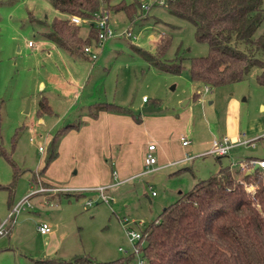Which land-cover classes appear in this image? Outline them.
I'll return each mask as SVG.
<instances>
[{"label":"rangeland","instance_id":"374dc122","mask_svg":"<svg viewBox=\"0 0 264 264\" xmlns=\"http://www.w3.org/2000/svg\"><path fill=\"white\" fill-rule=\"evenodd\" d=\"M163 1L109 0L111 6L132 5L137 20L132 21L124 10L105 9L117 35L102 44H85L98 51L93 59L91 53L71 57L41 42V26L36 20L49 22L58 15L51 0H0V141L15 163L0 154V220L12 205L28 196L16 212L9 234H0V264H70L78 255L89 256L90 264H98L134 252L125 218L141 230L197 179L226 164L240 168L237 175L243 178L252 169L251 158L264 157V82L257 79L261 68L254 65L243 79L217 86L207 87L193 79L191 57L205 55L208 45L196 39L191 22L169 13ZM140 3L148 8L141 12ZM127 29L131 36L125 35ZM263 29L264 20L257 34ZM80 33L90 36L89 21H82ZM163 34L169 36L170 45L162 59L181 57L180 71L152 64L138 51L142 48L156 54ZM194 90H199L198 96L193 95ZM143 96H147L146 102ZM43 97L49 110L40 108ZM99 101L140 114L141 126L134 133L144 138L146 146L149 140L155 143L156 168L140 173L146 167L137 139H132L131 160L142 161L135 173L140 174L119 183L123 179L114 176L119 145L115 142L106 162L114 179L99 183L113 182L110 199L87 205L86 199L95 192L53 187L76 183L73 170L85 160L78 148L87 151L85 147L96 143L93 135L79 134L72 148L61 152L44 172L39 170L56 129L76 119L81 111H95ZM144 105L154 109L142 110ZM233 132L236 138L251 141L233 146L228 154L207 152L214 137ZM182 137L189 139L187 145ZM187 154L194 158L185 159ZM253 186L251 182L248 187ZM40 187L43 190L37 189ZM41 221L49 224L48 233L40 232ZM11 242L13 248L6 249ZM136 258L134 252L133 262Z\"/></svg>","mask_w":264,"mask_h":264},{"label":"trees","instance_id":"16d2710c","mask_svg":"<svg viewBox=\"0 0 264 264\" xmlns=\"http://www.w3.org/2000/svg\"><path fill=\"white\" fill-rule=\"evenodd\" d=\"M51 4L66 17L54 16L49 22L37 19L40 34L74 57L84 55L85 44L98 41L97 29L91 25L95 12L114 8L124 10L132 21L137 20L136 9L126 3L111 6L109 0H51ZM162 5L169 13L191 22L196 39L208 45L205 55L191 57L189 71L193 79L207 87L217 86L243 79L256 65L261 68L257 79L264 82V29L257 34L264 20L262 0H164ZM72 16L90 22V36L81 35L80 24L73 23ZM169 45V36L163 34L156 54L142 48L138 51L152 64L180 71L181 57L174 61L162 59ZM198 94L199 90H194L193 95ZM96 105L93 116L98 109L105 108L130 113L137 121L141 120L139 113L117 103L99 101ZM40 108L50 109L44 97ZM81 122L79 118L56 129L48 142L40 172L57 156L61 136ZM0 154L8 156L15 166L1 141ZM263 168L245 171L240 178L237 175L240 168L221 165L181 192L142 228L137 244L146 264H264ZM251 182L254 186L249 188ZM133 258L134 252H130L98 264H132ZM90 261L89 256L78 255L69 263L90 264Z\"/></svg>","mask_w":264,"mask_h":264},{"label":"crops","instance_id":"0c3cea01","mask_svg":"<svg viewBox=\"0 0 264 264\" xmlns=\"http://www.w3.org/2000/svg\"><path fill=\"white\" fill-rule=\"evenodd\" d=\"M56 16L60 18L66 17L65 14L60 12H58V15ZM41 42L48 43L53 48L55 47L56 49H61L54 42L50 40L42 39ZM96 52L98 53V51ZM66 53L69 56L74 57L70 55L68 52ZM82 57H88L87 53L85 52ZM147 100H143V101L146 102ZM86 108L89 109V107ZM93 112L92 111L79 112L77 118L74 120H77L79 118L82 119L81 124L78 127L69 128L60 138L58 144V154L54 159H58L60 157L61 152H63L64 150L72 148L71 144L72 142L77 141V137L79 134L89 133V136L90 135L94 136V138L93 137L91 138L96 142L95 144H92V142L90 141L91 144L89 145V147H85L87 151L78 148L79 149L78 152L81 155L84 154L85 160L80 164H76L77 168L76 170H73V172L76 173L77 175L72 177L76 181V183H74V185L72 186H67V187H84V186L98 185L99 183L112 181L111 177L114 179V176H118L120 177V179H123V180L118 179L120 180L119 181L120 183L131 179V177H134V175L136 176L140 173H144V172H140L135 174L137 172L136 169L138 165L141 166L142 161H144V153L147 148L144 138L134 133V130L138 129L141 126L140 122L137 121L132 115L124 112H116L105 108L98 109L97 114L94 116L91 114ZM164 118H166L167 120L170 119L171 117H164ZM235 129L236 128H233V130ZM229 135L232 137L237 136L236 132L235 133L233 132ZM98 137L100 138V141L98 140L97 142L96 138ZM132 139H137V143L139 144V147L143 155L142 161L131 160L130 149H131ZM151 141L152 140H149L148 143ZM115 142L119 143L118 149L115 153L117 174L115 173L116 175L112 176L111 169L109 170V166L107 165L106 162L108 161L109 158L112 157L113 152L111 151L114 150L113 145ZM121 143H123L122 146H120ZM108 145L110 146L109 150H108ZM108 153L110 154L109 156H107ZM160 154H162V149L161 151H159V155ZM192 158L194 157L191 156L187 158V160ZM255 158H264V157L255 156ZM80 175L83 176V178H80ZM107 191L111 193L110 187L107 189ZM10 230L11 227L7 232V234H9ZM11 243H9L10 246L9 245L6 246V249L13 248V243L12 244Z\"/></svg>","mask_w":264,"mask_h":264},{"label":"built area","instance_id":"2783aa9c","mask_svg":"<svg viewBox=\"0 0 264 264\" xmlns=\"http://www.w3.org/2000/svg\"><path fill=\"white\" fill-rule=\"evenodd\" d=\"M143 8H148L147 5L142 4ZM71 21L75 24H80L82 22V19L78 16H72ZM92 24L97 29L98 33V43L102 44L105 40H107L109 37H112L114 35H117L114 33L113 29L111 28L109 24V17L108 12L105 10H99L95 12L94 17L92 18ZM125 35L131 36V31L129 29L124 31ZM133 38H136L135 35L132 36ZM29 44L31 45V41H29ZM84 51L86 53H91V58L97 57V52L92 50L89 46L84 47ZM147 96H143V100H147ZM251 141V140H250ZM247 139H241L240 137H232L229 134H221L219 136H216L211 141V147L207 150L208 153H214L218 155L228 154L230 152V149L238 144L241 143H248L250 142ZM183 144H187L189 142V139L182 137ZM41 149L44 147L42 145L39 146ZM156 149V145L154 142H149L147 144V148L144 153V164L146 169L142 172H145L149 169H155L156 166L154 165L156 163V155L154 153V150ZM191 157L190 155H186L185 159ZM251 166H254L256 163L259 164V166L264 167V158H251L250 160ZM114 173L115 170L113 171ZM58 185V184H57ZM113 185V182L106 183V184H98L93 186H84V187H67L58 185L56 189L59 190H71L76 192H81L84 190L87 191H93L95 192L94 195L89 196L86 199L87 205H93L95 202H98L100 200L109 201L110 199V193L107 191L109 187ZM38 190H43V187L37 188ZM152 193H155L154 190H152ZM28 199V196H25L24 198L20 199L18 202H16L14 205L11 206L8 215L0 221V234L7 233L13 224V220L15 219L16 212L20 209L21 204ZM128 219H124L126 234L130 241L133 243V250L137 254V258L132 264H146L147 260L145 256L142 255L141 249L139 248V245L137 244V240L141 238L142 235V229L136 230L133 226L128 224ZM8 223L10 225L9 227H6L5 224ZM139 224H142V220L138 221ZM38 228L41 233H48L50 231V226L46 221H41L38 224ZM122 247L120 246V249Z\"/></svg>","mask_w":264,"mask_h":264},{"label":"water","instance_id":"95a60500","mask_svg":"<svg viewBox=\"0 0 264 264\" xmlns=\"http://www.w3.org/2000/svg\"><path fill=\"white\" fill-rule=\"evenodd\" d=\"M27 109H28V107L26 108V110ZM151 109H154L151 105H144V106H142V110H151ZM258 166H259V164L256 163L253 168H256ZM253 168L250 169V170H247L246 172H251L253 170Z\"/></svg>","mask_w":264,"mask_h":264}]
</instances>
